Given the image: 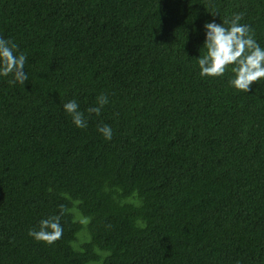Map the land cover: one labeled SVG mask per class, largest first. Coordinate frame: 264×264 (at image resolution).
<instances>
[{
  "label": "trees",
  "instance_id": "1",
  "mask_svg": "<svg viewBox=\"0 0 264 264\" xmlns=\"http://www.w3.org/2000/svg\"><path fill=\"white\" fill-rule=\"evenodd\" d=\"M238 13L264 48V0H0L28 75L0 76V264H264V79L198 66Z\"/></svg>",
  "mask_w": 264,
  "mask_h": 264
},
{
  "label": "clouds",
  "instance_id": "2",
  "mask_svg": "<svg viewBox=\"0 0 264 264\" xmlns=\"http://www.w3.org/2000/svg\"><path fill=\"white\" fill-rule=\"evenodd\" d=\"M210 15H218L211 13ZM243 13L234 14L223 23L206 22L203 27L205 53L198 57L199 74L201 77H222L231 67L233 78L231 86L238 92H249L252 84H258L264 79V48L255 39V33L249 25L240 24ZM18 52V46L11 39L0 37V76H12L9 84H22L28 80L24 71L26 55ZM106 94L97 97L96 106L89 107L85 113L80 111L79 104L70 100L63 105L64 111L71 117L77 128H86L88 118L92 114L99 116L104 106L108 104ZM105 140H111L113 130L109 125L98 127ZM63 206H61V209ZM62 215V212H61ZM28 235L38 242L51 245L63 235L60 215H53L39 221L37 228L29 229Z\"/></svg>",
  "mask_w": 264,
  "mask_h": 264
}]
</instances>
